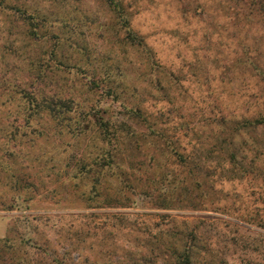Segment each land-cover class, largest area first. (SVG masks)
<instances>
[{"label": "rangeland", "instance_id": "1", "mask_svg": "<svg viewBox=\"0 0 264 264\" xmlns=\"http://www.w3.org/2000/svg\"><path fill=\"white\" fill-rule=\"evenodd\" d=\"M118 1L126 19L105 0H0V264H176L166 251L191 233L202 259L191 264H264V130L231 133L264 112V0ZM116 87L121 98L103 95ZM30 92L117 123L124 107L143 108L168 132L128 121L144 136L119 149L121 166L101 168L95 156L113 146L64 133L46 112L9 139ZM228 139L242 168L214 149ZM169 142L208 164L211 188L178 186ZM151 252L157 262L129 261Z\"/></svg>", "mask_w": 264, "mask_h": 264}, {"label": "trees", "instance_id": "2", "mask_svg": "<svg viewBox=\"0 0 264 264\" xmlns=\"http://www.w3.org/2000/svg\"><path fill=\"white\" fill-rule=\"evenodd\" d=\"M105 1L107 5L111 7V10H113V12L119 15L121 19H126L120 1L118 0H105ZM123 75L124 73H121V76ZM109 80H112V78L105 73L100 82L105 83ZM96 83L98 82L92 81L91 85H95ZM108 94L111 95L114 94L116 99L119 97L121 98L120 91L117 87L113 89L108 88L103 95L107 97ZM27 96L31 97V99L30 101L22 105L25 111L22 119L23 126L22 127L19 125L13 126V124H10V130L8 131L9 139H15L17 135L19 136L21 129L24 128L25 126L31 127V124L33 125L34 122V121L31 122L34 115H40L46 112L47 114H50L49 116L56 122V127H58L60 130L62 129L64 133L65 132L71 133L72 135L75 136V138H78L87 131H94L98 134L104 146L106 147L113 146L112 151H106L105 149L100 150L101 154L95 156L96 160H93L92 162V165H99L101 168H105L108 170H110L112 167L121 166L120 162L115 160V156L121 147H125L124 146L125 143H128L129 141L132 142L131 140L132 138L144 136L142 132L136 131L134 128L128 126L129 125L128 121L136 123L137 126L140 125L146 126L147 129L150 130L149 135L156 137L155 139H161V136L164 133L168 132V128L166 129L165 126L157 128L156 125H158V123L157 121H155L157 119L152 118L151 115L148 114L149 112H145L143 108L124 107L123 115L125 117V122L117 123L111 120L109 116L108 117L102 116L100 111H96L92 107L91 108L84 107L80 109V104L72 98H68V97L59 98V96H56V98H49V99L41 98L39 96L35 98V94L31 92ZM94 111H96L95 112L96 114L94 113ZM160 123L163 124V122ZM259 127L263 128L264 130V112L259 113L258 118H254L253 120L250 119L242 120L240 123L232 127L231 133L235 136H238L241 129L249 130V129H257ZM153 144L155 145V143ZM162 147L164 148V150H169L172 156H176L177 159L179 160L178 162L180 164L179 165L180 170L178 171L180 172V176L185 174V176L178 181V186L182 187V190H187L186 188L187 183L190 185L191 189L212 187V184L211 185L208 184L209 180L207 179V174H206L207 173L206 171L208 170V164L203 162L201 159H198V156L196 155L197 153L188 154L185 148H183V150L181 151L180 149L182 145L179 146L175 142H169L163 145ZM214 149L221 151L222 152L221 154L225 153L226 150L228 149L230 150V152L225 153V155L223 154V156L221 157L219 151L218 153H216L215 150H213L208 153L207 155L208 157L211 156H213L214 158L221 157L220 161L227 162L229 164L236 163L241 168L242 165L246 163V159H247L246 155L243 152H239L238 145L236 144V142H233L230 139L226 140L225 142H220V144L215 146ZM241 168L239 169V171L245 172V170ZM132 169L134 171H137L140 177L147 178V175L144 174V172L147 171L143 170V168L138 167L137 169L136 168H132ZM201 171L203 172V175H201L202 174ZM7 172H9L8 174L9 179H14V174L11 172V170L7 169ZM241 172L240 173L237 172V174L242 175ZM200 177L204 179V183L200 182ZM145 186L142 185L141 187H145ZM148 188L154 190L150 186H148L146 190H148ZM162 203H166L165 199L162 201ZM192 205L194 208L196 207L194 204ZM164 208H167V206H165ZM181 239H182L181 244L178 245L177 248H172L166 251L170 261L175 262L176 264H191V262H198L202 260L200 255L199 256L197 255L198 250H200L199 246H197L195 249L193 245V241H195L194 239H196V233H191L190 237L185 236L182 237ZM7 241L8 240H5L6 244L2 245L5 252L7 253L18 252V248L14 247L13 245L10 244L9 241L8 242ZM7 243L9 244L7 245ZM24 244L25 243H23V246ZM207 252L208 250H205V254H207ZM128 255L130 257L129 261L131 262H157V260L159 259L153 256L154 255L153 252L150 253V256H143L142 254H140V256H138V258L135 259L133 258L132 254H128ZM9 259H11V261L14 260L12 255H10ZM56 259L55 257H53L49 261L55 264H67L65 259H59V260ZM19 262H23V261L20 260ZM202 262H208V261L204 259Z\"/></svg>", "mask_w": 264, "mask_h": 264}]
</instances>
